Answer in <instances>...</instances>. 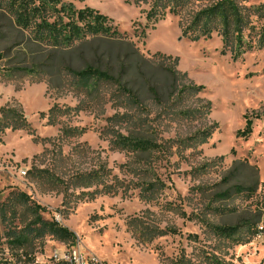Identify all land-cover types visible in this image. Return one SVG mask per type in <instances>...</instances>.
Masks as SVG:
<instances>
[{
	"label": "rangeland",
	"instance_id": "obj_1",
	"mask_svg": "<svg viewBox=\"0 0 264 264\" xmlns=\"http://www.w3.org/2000/svg\"><path fill=\"white\" fill-rule=\"evenodd\" d=\"M62 1L111 19L131 48L76 44L34 60L0 13V108L29 125L0 134V264H64L75 249L92 264H264V47L234 62L217 34L192 42L178 16L147 20L155 0ZM207 5L192 0L182 22ZM252 21L258 32L264 21ZM144 59H178V90ZM97 62L117 76L135 65L122 86L77 75ZM245 115L252 134L239 138ZM120 136L157 146L125 150ZM38 217L74 237L29 234ZM223 227L236 232L220 235Z\"/></svg>",
	"mask_w": 264,
	"mask_h": 264
},
{
	"label": "trees",
	"instance_id": "obj_2",
	"mask_svg": "<svg viewBox=\"0 0 264 264\" xmlns=\"http://www.w3.org/2000/svg\"><path fill=\"white\" fill-rule=\"evenodd\" d=\"M191 1L155 0L146 13V18L149 21H159L164 19L167 14L180 17L182 36L192 42L199 41L202 38L209 39L213 34H217L222 38L223 55L229 53L234 62L248 52L264 47V24L256 32L257 26L252 21L253 16H256L259 21H264V4L247 6L243 5L240 0H196L208 3V5L195 13L189 23L184 24L182 22L183 11ZM0 13L10 20L14 29L27 36L26 41L21 46L35 47V50L31 51L34 60L36 59V53L46 51V49L56 53L65 52L76 46V44H79V49H84L88 45H96V42L111 47L127 45L131 48V44L122 41L123 36L119 34L116 28L112 27L111 19L89 7L75 9L71 3H64L62 0H0ZM85 51L97 54L99 49L98 47H89ZM156 56L161 59L170 58L161 54ZM2 60H4V56L0 54V61ZM144 62L148 66L153 65L156 72H164L168 77L169 88L174 89L175 92L178 90L179 72L176 70L178 59H174L172 66L165 63L156 65L158 63L156 61L145 60ZM101 64L100 62L88 64L77 75L85 81H108L122 86V80L128 76L130 66L132 69L135 65L128 66L127 63H122L125 73H120L117 76V73H114V69L110 68L109 65L107 67ZM30 71L32 69H28V72ZM143 77H145L144 74ZM154 86H157V83ZM133 88L128 92H132L131 99L133 102L139 104L137 96L132 91ZM187 89L200 92L204 88L202 86H188ZM245 118V128L237 133L239 138H248L252 134L253 118L248 115H245ZM28 126L25 116L20 111L0 108V134L7 129L20 130L26 129ZM211 134V130H205L200 136L201 138H209ZM114 144L116 147L133 152L149 151L157 146L151 141L131 136H120L114 141ZM238 190L239 193L243 192L241 189ZM34 224L38 225L39 228L30 229L29 234L36 232L39 237L50 234L62 241L74 237L70 231L55 221L46 222L38 217ZM218 231L220 235L232 237L236 229L223 227L218 228ZM257 233H260V231H257ZM14 239L20 246H24L27 242L21 235L15 236Z\"/></svg>",
	"mask_w": 264,
	"mask_h": 264
},
{
	"label": "built area",
	"instance_id": "obj_3",
	"mask_svg": "<svg viewBox=\"0 0 264 264\" xmlns=\"http://www.w3.org/2000/svg\"><path fill=\"white\" fill-rule=\"evenodd\" d=\"M261 233H259L260 235ZM93 259L87 255H84L79 250L75 249L72 251V254L66 259L64 264H92Z\"/></svg>",
	"mask_w": 264,
	"mask_h": 264
}]
</instances>
